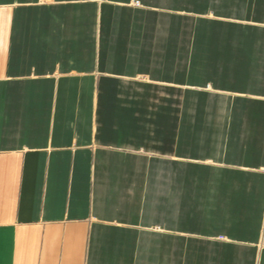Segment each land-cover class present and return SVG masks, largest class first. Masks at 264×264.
Wrapping results in <instances>:
<instances>
[{"label":"crops","instance_id":"0c3cea01","mask_svg":"<svg viewBox=\"0 0 264 264\" xmlns=\"http://www.w3.org/2000/svg\"><path fill=\"white\" fill-rule=\"evenodd\" d=\"M0 264H264V0H0Z\"/></svg>","mask_w":264,"mask_h":264}]
</instances>
